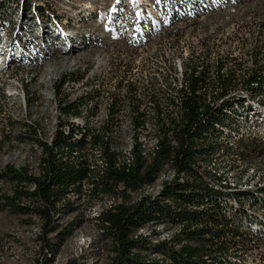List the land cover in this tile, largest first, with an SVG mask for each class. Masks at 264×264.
Listing matches in <instances>:
<instances>
[{"label": "trees", "instance_id": "16d2710c", "mask_svg": "<svg viewBox=\"0 0 264 264\" xmlns=\"http://www.w3.org/2000/svg\"><path fill=\"white\" fill-rule=\"evenodd\" d=\"M11 1L17 6L14 13L22 10L34 16L33 0H0V6L11 5ZM193 1L198 4L209 0ZM165 3L168 6L163 5V12L171 11L172 22L183 19L185 8L194 9L192 0ZM37 11L49 18L45 7L38 5ZM5 14L0 11L3 18ZM185 81L187 90L180 116L170 115L168 123L160 121L163 133L153 152L144 154L136 140L131 163L123 150L117 149L118 138L108 134L112 128L105 124L99 133L91 131L90 141L87 134L75 138L60 128L51 142L40 139L45 150L40 174L11 164L0 168V209L21 207L40 217L39 239L47 261L54 259L58 247L73 232L71 225H61L60 213L68 211L69 195L81 193L85 181L92 184L95 195L122 194L125 199L98 214L100 226L114 242L115 255L108 264H242L264 242V236L253 227L254 220H258L255 209L264 208V185L242 188L233 185L227 174L214 173L211 178L207 174L213 173L203 171L200 163L222 151L243 158L260 154L257 143L252 146L239 135L255 110L248 97L264 94V65L244 77L241 93L223 83L216 95L210 94L209 80L197 67L186 69ZM66 109L69 111V107ZM232 141L239 146L228 143ZM95 147L104 152L105 167L91 168L90 162L96 159ZM167 166L175 169L176 176L164 181L160 193L140 192L137 198L127 201L132 192L156 181ZM2 181L19 183L14 195L2 191ZM22 198H27L29 204L20 203ZM148 224L178 227L170 239L154 243L138 232ZM154 251L156 255H152ZM66 264L89 263L73 258Z\"/></svg>", "mask_w": 264, "mask_h": 264}, {"label": "rangeland", "instance_id": "374dc122", "mask_svg": "<svg viewBox=\"0 0 264 264\" xmlns=\"http://www.w3.org/2000/svg\"><path fill=\"white\" fill-rule=\"evenodd\" d=\"M131 1L133 0H33L35 14L29 18L22 10H16L14 14L17 8L14 1L4 8L0 6V11L7 13L5 18L0 15V57H42L41 53L45 55L43 57H57L52 61L53 63L44 66L45 69L22 67L21 71L12 78L16 81L24 80L26 83L24 89L26 90L27 86L35 93L32 96L26 95L27 103L33 101L35 97L39 98L34 107L27 105V114L23 115L22 111L19 113L21 118L38 124V129L40 128L39 131L45 140L51 139L50 136L60 128L61 121H65V118L60 116L61 111L58 107L61 102L56 101L53 83L63 75L74 71H79V76L85 75L84 73L93 66H97L99 60L108 61L105 70L110 69L117 73L123 71L122 66L125 63L127 67H133L131 75L142 84V89H155L157 101H161L160 103L164 105L171 101L166 93L172 91L176 83L179 85L182 82L181 79L189 67H197V70L205 74L210 87L207 91L216 95L215 92H218L223 83L227 88L241 93L244 77L264 65V0H245L219 9L214 8L201 16L182 22L187 30L175 34L173 32L175 29H172L174 34L172 38L166 36L171 32H166L167 34L158 39L153 46L133 52L128 42L118 35L104 34V30L108 29L104 17L108 15L109 9L112 10L121 2ZM38 5L49 7L48 9L53 13L50 19L36 12ZM10 7L13 9L8 12ZM12 20L16 25L10 23ZM101 37H105L103 41L107 48L100 50L99 47L86 46L88 39L93 42V39L95 41L97 38L96 41H99ZM23 38L33 42L37 51L27 48ZM37 52L40 55L37 56ZM52 67L53 73L50 72ZM24 74L35 76L26 80ZM72 75L77 76V74ZM106 84L109 87L112 85L111 81ZM69 85L71 86L67 85L69 93L72 91L74 94L82 93L84 90L81 84ZM6 86L9 87L8 84L3 87ZM8 87H6L7 91H9ZM1 99L3 98L0 96ZM249 99L251 100L252 97ZM103 116L104 113L99 114L100 119ZM99 117L92 120L91 125H99L101 122ZM247 119L249 120L245 122L247 128L244 126L239 137L251 142L252 146L253 142L257 143L256 147L261 149L260 154L254 153L248 158H243L229 156L222 151L216 153L217 155L215 154L210 160L200 163L203 171L213 173V175L207 174L211 178L214 177V173L218 176L227 174L232 184L238 185L237 183L240 182L239 185L254 188L264 183V131H260L261 127L256 130L250 129L248 125L252 123L251 114ZM82 121L87 120L83 118ZM9 124L17 126L8 129L10 133H7L4 122L0 120V166L4 162V155L8 154V159H14L19 165L30 163L34 166L31 170L37 171L38 149L42 148L40 139L43 138L27 137L19 133L24 131V127L28 128L23 122ZM121 130L117 137V146L124 151L132 141L129 121L124 122ZM228 143L239 146L236 141ZM1 183L2 191L8 195H14L19 185L15 181ZM29 188L32 189L33 185ZM91 188L92 184L85 181L81 193L73 192L69 195L67 202L69 201L70 208L67 212L60 213L59 222L62 226L71 225L73 232L58 247L53 260L47 261L42 251L39 239L40 217L36 213L24 211L21 207L1 208L0 264H66L73 258L89 264L110 263L115 255L114 242L100 226L98 214L102 209L123 202L125 199L122 194L95 195L91 192ZM140 192H132V197L127 201L137 198ZM20 200L23 205L29 204L27 198ZM177 227L170 224H148L138 232L157 243L170 239ZM152 255H156V252H152ZM249 255L247 264H264L262 263L264 254L259 252V248Z\"/></svg>", "mask_w": 264, "mask_h": 264}, {"label": "bare ground", "instance_id": "6f19581e", "mask_svg": "<svg viewBox=\"0 0 264 264\" xmlns=\"http://www.w3.org/2000/svg\"><path fill=\"white\" fill-rule=\"evenodd\" d=\"M165 1L166 0H133L130 3L121 2V4L117 5L112 10L109 9L108 15H105V17H107H104V23L108 26V29L104 30V34L108 33L118 35L123 40L128 42V46L130 47L132 52L145 50L148 47L153 46V44L158 41V39H161V37L168 32L171 33H168L166 36H171L172 38V35H174L172 33V29H175L173 31L175 34L187 30V28L184 27L182 30H180V24L178 22H181L182 20L184 22L190 19H194L213 10L214 8L219 9L221 7L238 4L245 0H209L207 2H200L198 4H195L196 1L192 0V2L194 3L192 4V7L194 9L188 10L189 7H184L186 9V13H183V19H176L174 22L171 21V11H169V13L163 12V5L166 4L165 6H168ZM34 7L35 6H33L32 10L35 14ZM45 8L47 9L46 12L49 13L50 19V15H53V13L50 12V10L48 9L49 7ZM36 12H38L37 7ZM172 12H174V10H172ZM187 12H193V14L189 15L187 14ZM26 16L29 18L28 15ZM10 23L16 25L15 21L13 20L10 21ZM104 38L101 37L99 41H96L97 38L95 39V41L93 39V42L88 39L87 43L86 41L84 42L86 43L87 47H99L100 50H102L107 48V45H105V42L103 41L105 40ZM23 40L26 42L27 48L35 50V44L33 42H31L30 40H26V38H23ZM36 55L38 56L40 54L37 52ZM40 56L42 57H0V96L4 99L0 100V120L4 122L7 133H10L8 129L17 126L16 124L11 125L9 123L23 122L28 126V128L24 127V131H20L19 133L27 135V137L35 136L43 138V135L39 131L40 128L38 129V124L36 125V123H33V121H30L28 119L26 120L23 117L21 118L20 116L22 112L23 115L25 113L27 114V105L30 104L29 107L35 105L38 102L39 98L35 97L33 101H28L27 103L26 95L32 96L35 93L33 91H30L27 86L26 90L24 89V84H26L24 80H20V82L12 79L16 76L17 72L21 71L22 67H28V69H30L29 67H31L35 68L36 70H40L42 67L48 65L49 63L51 64V62L54 59L56 60L57 58L43 57L45 56L43 53H41ZM107 63L108 61L99 60L98 64H96L97 66H93L94 68L92 67V69L87 71V73H84L85 75L79 76V71H74V73L63 75L61 78H59L58 81H56V83H53V90L57 97L56 101L59 100L61 102L60 107H58L61 111L60 116L62 118H65V121H61L60 129L64 130V132L67 134H73L75 138H82L84 134H87V136L85 137L90 141L93 136V132L91 131L96 130V132L99 133L101 132V129L105 124H109L112 128L111 132H108V134L118 137L122 131L121 129L124 125V122L129 121L130 129L132 130V141L129 147L123 152L126 155V161L128 163H131V161L133 160L132 149L135 145L136 140L141 144V148L143 149L144 154H149L156 148H158L159 138L163 133L160 129V121L163 120L164 122L168 123L170 115H179L183 102L184 92L187 90V83L185 81V76H183V79H181L182 82H180L179 85L176 83L172 91H168L167 93L165 92L166 95L170 96L171 101L167 103V105H164V103H160L161 101H157V96H155L157 91L155 89H142V84L134 79V75H131V72L133 73V71H131L133 67H127L125 63L122 66L123 71L121 73H117L114 70H105ZM31 70H29V72H31ZM50 72H54L53 67L52 69H50ZM27 74H24V76L27 77L26 80L28 79V77L30 78L35 76L34 74H32V76ZM72 74H77V76ZM108 81H111V87L106 84V82ZM7 84L9 85V87H6L9 88V91H7L8 89H6V87H3ZM69 84H73V86H75L76 84H81L84 90L82 93L74 94L73 91L72 93H69L67 92V87L70 86ZM158 87H156V89ZM254 95L248 97H252V99L249 100L250 103L254 105L253 107H255L253 114H251V116L253 115L252 123H250L248 126L253 130L261 127L260 131H264V94L257 96ZM10 97H14V99L10 100ZM256 98L258 99L256 100ZM66 107H69V111L67 110L68 108L66 109ZM158 107H160L159 110ZM165 109L168 111V113ZM77 110L79 111L78 113L76 112ZM100 113H104L102 119H100L99 117ZM97 117H99V119L101 120L100 124H96L97 126L91 125L92 120ZM83 118H86L87 121H82ZM246 126L247 125H245V127ZM245 127H242V129ZM33 129H35V131H33ZM50 137L53 138V136ZM52 138L46 140L51 142ZM93 150L96 154V159L90 162L91 168L97 166L105 167L107 162L103 156L104 152L102 151V149L100 147H95ZM44 155L45 150L42 146L41 149H38L36 164V169H38L37 171L31 170L32 168H34V166L30 163L19 165L15 163L14 159H8V154L4 155V162L0 166V168H4L6 165L11 164L17 168L25 167L31 173L40 174L43 166V158L45 157ZM175 176V169L167 166L166 169L162 171L157 180L151 184L143 186L141 192L144 194L156 195L160 193L164 181L167 179H172ZM262 185H264V183ZM243 187L247 188V186H242V188ZM255 211L258 220L256 222L254 220L253 227L261 234V236H264V208L255 209ZM258 248L259 252L264 254V249H261L264 248V242ZM244 263L247 264V260ZM262 263H264V256Z\"/></svg>", "mask_w": 264, "mask_h": 264}, {"label": "built area", "instance_id": "2783aa9c", "mask_svg": "<svg viewBox=\"0 0 264 264\" xmlns=\"http://www.w3.org/2000/svg\"><path fill=\"white\" fill-rule=\"evenodd\" d=\"M182 22H183V20H182L181 22H178V23L180 24V30H182V29H183Z\"/></svg>", "mask_w": 264, "mask_h": 264}]
</instances>
